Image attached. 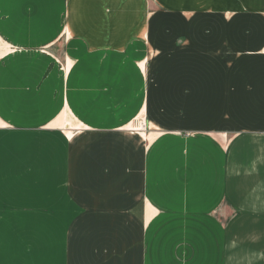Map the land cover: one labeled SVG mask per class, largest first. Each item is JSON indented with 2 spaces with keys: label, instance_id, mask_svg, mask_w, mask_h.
<instances>
[{
  "label": "crops",
  "instance_id": "0c3cea01",
  "mask_svg": "<svg viewBox=\"0 0 264 264\" xmlns=\"http://www.w3.org/2000/svg\"><path fill=\"white\" fill-rule=\"evenodd\" d=\"M262 15L264 0H0V264H153L146 201L167 189L127 126L151 119L144 98L181 74L188 38L217 58L237 36L247 54L257 30L241 22ZM239 132L264 181V129ZM253 195L241 206L264 214V185Z\"/></svg>",
  "mask_w": 264,
  "mask_h": 264
},
{
  "label": "rangeland",
  "instance_id": "374dc122",
  "mask_svg": "<svg viewBox=\"0 0 264 264\" xmlns=\"http://www.w3.org/2000/svg\"><path fill=\"white\" fill-rule=\"evenodd\" d=\"M241 25L257 30L252 39L260 48L242 53V38L230 36V51L213 58L206 52V37L188 38L192 51L182 53L181 74L165 86L152 82L151 100L144 98L151 119L144 111L127 126L150 147L152 189L158 179L165 180L167 189L152 191L146 199L153 264H264L256 258V248L264 247V214L250 206L243 209L240 202L249 197L241 196L246 192L253 201L264 181L261 173L258 179L250 170L245 173L246 163L258 154L255 143L251 149L253 138L239 132L264 129V15ZM197 27L205 32L206 21L192 22V29ZM209 64H223L229 73L222 77L215 68L222 78L213 79ZM174 67H180L178 58ZM162 120L169 132L155 131ZM171 129L184 132L179 136ZM244 182L252 187L245 190Z\"/></svg>",
  "mask_w": 264,
  "mask_h": 264
},
{
  "label": "bare ground",
  "instance_id": "6f19581e",
  "mask_svg": "<svg viewBox=\"0 0 264 264\" xmlns=\"http://www.w3.org/2000/svg\"><path fill=\"white\" fill-rule=\"evenodd\" d=\"M252 37V36H251ZM255 37V36H254ZM253 37V38H254ZM259 40V39H258ZM247 41V40H246ZM253 43V42H252ZM242 46V45H241ZM250 46V45H249ZM233 47V46H232ZM239 47V46H238ZM235 48V47H234ZM234 48H232V49H234ZM242 50V49H241ZM244 50V49H243ZM235 51V50H234ZM220 55H222L223 56V54H220ZM220 55H219V57H220ZM225 58V57H224ZM225 59H227V58H225ZM246 60H248V59H246ZM256 59H254V61H255ZM241 63H242V61H241ZM250 63V62H249ZM237 64V63H236ZM238 65H239V61H238ZM245 65V64H244ZM247 65V64H246ZM215 66H217L216 64H215ZM254 67H256V66H254ZM217 69V68H216ZM215 69V70H216ZM220 69V68H219ZM217 71V70H216ZM246 71V70H245ZM218 72V71H217ZM216 72V73H217ZM221 72V71H220ZM213 74V73H212ZM219 74V73H218ZM221 74V73H220ZM250 74V73H249ZM216 76V75H215ZM231 77H233L232 75H231ZM236 80H238V79H236ZM254 80V79H253ZM256 81V80H255ZM218 88V87H217ZM218 90V89H217ZM233 90H234V88H233ZM241 92V91H240ZM219 93V92H218ZM230 93V92H229ZM258 94V93H257ZM220 95V94H219ZM259 95V94H258ZM245 97V96H244ZM234 98V97H233ZM242 98V97H241ZM230 99V98H229ZM240 100V99H239ZM228 101V100H227ZM232 106V105H231ZM245 106V105H244ZM250 107V106H249ZM219 109H221L220 107H219ZM248 110V109H247ZM264 110V109H263ZM259 111V110H258ZM218 114V113H217ZM246 114V113H245ZM257 116V115H256ZM260 117V116H259ZM234 118V117H233ZM252 118V117H251ZM250 118V119H251ZM253 118H255V116H253ZM262 119H264V118H262ZM240 120V119H239ZM257 120V119H256ZM254 122H256L255 121V119H254ZM244 125V124H243ZM246 125V124H245ZM200 127V126H199Z\"/></svg>",
  "mask_w": 264,
  "mask_h": 264
}]
</instances>
